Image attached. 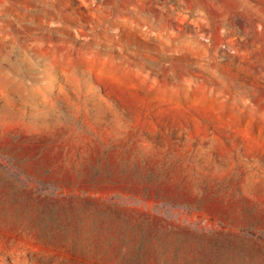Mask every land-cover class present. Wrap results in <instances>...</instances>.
<instances>
[{
	"label": "rangeland",
	"instance_id": "obj_1",
	"mask_svg": "<svg viewBox=\"0 0 264 264\" xmlns=\"http://www.w3.org/2000/svg\"><path fill=\"white\" fill-rule=\"evenodd\" d=\"M0 264H264V0H0Z\"/></svg>",
	"mask_w": 264,
	"mask_h": 264
}]
</instances>
